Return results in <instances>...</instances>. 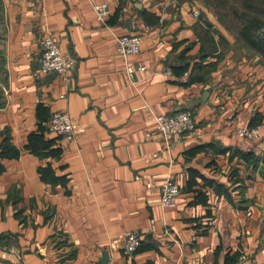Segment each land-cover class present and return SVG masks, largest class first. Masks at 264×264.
Here are the masks:
<instances>
[{
  "label": "crops",
  "instance_id": "crops-1",
  "mask_svg": "<svg viewBox=\"0 0 264 264\" xmlns=\"http://www.w3.org/2000/svg\"><path fill=\"white\" fill-rule=\"evenodd\" d=\"M104 1L100 21L93 3ZM45 31L74 56L68 76H33ZM130 32L140 50L122 57L116 37ZM184 61L205 81L183 84ZM0 104V143L19 152L0 161V264H102L105 253L107 264H227L237 253L264 264L262 166L231 153L264 158L263 57L196 0H0ZM177 110L196 128L169 144L155 115ZM54 111L82 137L47 129L61 155L37 156L28 135ZM255 113L260 137L239 136ZM47 165L56 180L42 177ZM165 178L180 186L174 207L160 204ZM131 229L142 247L125 256L113 240Z\"/></svg>",
  "mask_w": 264,
  "mask_h": 264
},
{
  "label": "built area",
  "instance_id": "built-area-1",
  "mask_svg": "<svg viewBox=\"0 0 264 264\" xmlns=\"http://www.w3.org/2000/svg\"><path fill=\"white\" fill-rule=\"evenodd\" d=\"M97 19L104 21L110 14L107 1L93 3ZM195 13H199L196 9ZM141 34L122 33L116 37V50L119 55L126 56L129 53H137L140 50ZM40 51L36 57L37 68L33 76L53 75L68 76L74 69L75 59L71 53L62 52L57 40L50 32L45 31L40 38ZM138 70L145 69L144 65L138 66ZM130 75L134 68L127 66ZM187 73L181 76L185 80ZM156 134L161 135L167 143L178 134H189L195 131L196 122L188 110H177L172 114L159 113L155 115ZM48 131L54 135L62 136L67 141L79 140L84 131L83 127L71 118L68 113L63 111H54L51 114L48 124ZM236 132L239 136L257 139L260 137L259 127H238ZM160 204L165 207H174L176 199L180 193V186L171 178H165L160 185ZM142 233L138 229L127 230L113 240V246L121 251L125 256L133 254L142 242ZM248 256L244 253L239 254L238 260L234 264H247Z\"/></svg>",
  "mask_w": 264,
  "mask_h": 264
},
{
  "label": "trees",
  "instance_id": "trees-1",
  "mask_svg": "<svg viewBox=\"0 0 264 264\" xmlns=\"http://www.w3.org/2000/svg\"><path fill=\"white\" fill-rule=\"evenodd\" d=\"M244 4L246 10L243 11V13L238 14L240 19L239 25L241 28L238 34L235 35V37L244 46H247L249 49L259 53L261 56L264 57V0H244ZM213 42L215 44V41ZM36 66L37 64L35 65V69L37 68ZM189 66L190 63L184 61L180 65L179 67L180 69H176L175 71V73H177V75L179 76L180 75L182 76L184 73H187L186 79L182 80L184 81L183 84L190 85L195 81H205L203 75L196 76L195 74H192V72H189L188 71ZM50 117L51 115L48 118L49 121H50ZM260 123H261V116L260 114L255 113V115L250 119L248 126L256 127L260 125ZM47 129L48 128L46 127V125L40 124L36 131L30 133L28 135V143L26 145V148L31 153L37 156L39 155L40 157H48V156L59 157L61 155L60 148H53L54 140L47 139L44 136V133L47 131ZM218 150H221L222 152L225 149L224 150L218 149ZM18 153H19L18 150L10 143V139L8 137H5V139H3L2 142L0 143V161L2 160V158H16L19 156ZM231 153L233 156H238V158H241L247 163H251L253 167H257L258 165L261 164L262 166L261 174L262 176H264V158L262 156L257 155L254 151L243 152L238 149H232ZM2 170H3V166L0 163V172ZM39 170L43 178L46 179L47 177H50L51 180L53 181L56 180L49 165L40 167ZM195 192L197 193L196 198L197 197L199 198V195H203V191L199 189L195 190ZM141 244L136 249V251L142 247ZM239 254L240 253H237L231 260L228 261L227 264H234L238 260Z\"/></svg>",
  "mask_w": 264,
  "mask_h": 264
},
{
  "label": "rangeland",
  "instance_id": "rangeland-1",
  "mask_svg": "<svg viewBox=\"0 0 264 264\" xmlns=\"http://www.w3.org/2000/svg\"><path fill=\"white\" fill-rule=\"evenodd\" d=\"M196 2L199 7L211 12L234 35L238 34L241 28L238 14L246 10L244 0H196ZM198 10L200 13V9Z\"/></svg>",
  "mask_w": 264,
  "mask_h": 264
},
{
  "label": "water",
  "instance_id": "water-1",
  "mask_svg": "<svg viewBox=\"0 0 264 264\" xmlns=\"http://www.w3.org/2000/svg\"><path fill=\"white\" fill-rule=\"evenodd\" d=\"M101 262H102V264H107L108 258H107V254L106 253L103 254Z\"/></svg>",
  "mask_w": 264,
  "mask_h": 264
}]
</instances>
